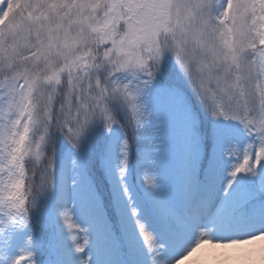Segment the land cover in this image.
<instances>
[{
  "label": "snow or ice",
  "instance_id": "snow-or-ice-1",
  "mask_svg": "<svg viewBox=\"0 0 264 264\" xmlns=\"http://www.w3.org/2000/svg\"><path fill=\"white\" fill-rule=\"evenodd\" d=\"M0 264H264V0H0Z\"/></svg>",
  "mask_w": 264,
  "mask_h": 264
}]
</instances>
